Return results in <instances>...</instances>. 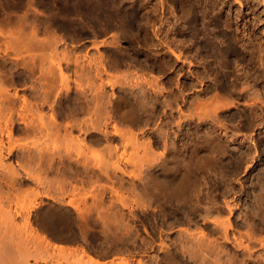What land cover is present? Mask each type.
Returning <instances> with one entry per match:
<instances>
[{"label": "bare ground", "instance_id": "bare-ground-1", "mask_svg": "<svg viewBox=\"0 0 264 264\" xmlns=\"http://www.w3.org/2000/svg\"><path fill=\"white\" fill-rule=\"evenodd\" d=\"M183 8L191 33L174 24L159 44L223 50ZM24 11L0 27V264H264V109L245 79L215 63L212 96L171 97L146 75L163 63L129 58L111 15L99 37L80 25L94 50L80 55Z\"/></svg>", "mask_w": 264, "mask_h": 264}, {"label": "rangeland", "instance_id": "rangeland-1", "mask_svg": "<svg viewBox=\"0 0 264 264\" xmlns=\"http://www.w3.org/2000/svg\"><path fill=\"white\" fill-rule=\"evenodd\" d=\"M185 2H188L191 5L193 15L202 14L204 16L206 20L205 26L208 30H205L204 35H207V37L212 35V37L216 36L217 38L215 37V39L217 40L215 41H217V44H219V46L222 47L223 50L214 51L211 48H207L208 52H204L203 56L200 57L197 47L191 44V40L187 41L186 44H183L185 46H181V48L179 47L180 49H177V41L172 45V48H174L175 52L177 50L178 54H180V58L178 59L176 58L175 54H171L172 52L159 44L160 41L165 42V38L166 40H171L170 37H173V33L174 35L176 34L175 30L173 29L174 24H182L181 27L184 29V32L187 34L191 33V27H189L188 25L190 23L182 19L181 21L173 20L174 16H177V18H181L183 16L185 10L183 7ZM24 5L30 9H33L35 12L37 11V14H41L40 16L42 18L43 14H45L44 18H48L47 20L43 19L44 21H37V23H34V21H32L31 23L30 21L32 26L31 29L34 28L35 30H38V34H41V36H39L40 39L42 38L43 40H45V38L47 39L49 37H52L49 38V41L56 38L59 39L56 41L60 50H63L66 47L73 48L75 46L78 50L77 52H79V49L82 48L83 51L80 49L79 54L82 52L80 55H85V53L91 55L93 47L89 45V42L82 38V36L80 35V30H82V27H84L85 25V28L82 30V32L88 31L87 33L91 35V38H94L93 35H95V33L97 34L95 36L99 37V31L105 29L107 27L106 25H108L106 24L108 21L105 15L109 14L112 16L114 26H117L116 28L114 27L115 30L112 31L115 33L117 32L116 35L118 36V41L116 39L115 43L120 45V47H122L123 49H126L124 50L126 54H128L129 58L133 59L134 57L137 58L135 60L140 61L142 59H151V57L153 58V55H156V57L159 58V60L163 63L162 68L159 67L153 70L154 73H149L147 70V72L140 70L138 71L139 73H137L143 76L146 73V75L149 76H158V80L165 82L164 86L166 88L164 87V91L167 92L165 94H168V91H170V93L175 92L176 96L183 92L185 95H189L191 97H197L199 95L202 98L210 97L211 94L213 95L214 89L216 88L215 86L217 75L215 74V69L218 65L217 68L218 70H223L222 73L227 72L226 74H228L229 76H235L238 73L237 75H240V78H242L243 80L245 79V83H248L247 85H249L248 87L251 95L254 94V96L259 99V105L264 109V0H0V14L2 13L6 15L5 17L10 16L9 21L11 22H4V19L2 21L4 15L1 14L0 27L5 30H13L14 28H16V23H14V21L17 22L16 17L18 15H21L24 10L28 9ZM46 14L49 17L51 15V17L49 18ZM53 14L56 15L54 16ZM127 15H130L131 17H128ZM57 16H59L60 18H57ZM79 18L82 19L80 20ZM132 18H134V20L130 21L132 20ZM77 20H79L78 23L76 22ZM41 23H43L44 25ZM64 23L66 26H64ZM82 23L84 25L81 27L80 25ZM8 24H10V26ZM17 24L16 26L18 28L19 24ZM35 24L39 25L36 26ZM12 25L14 26V28L12 27ZM6 27L8 29H6ZM187 28L189 29V31ZM44 29H46L47 32ZM13 31H16V29H14ZM91 32L95 33L92 35ZM53 36H55V38H53ZM80 39H82L83 41ZM49 41L47 43H49ZM227 41H229V45L227 44ZM226 45L227 47H225ZM86 46L88 49L83 48ZM229 46L233 49L230 52L228 51L229 49L227 50ZM235 51L237 53H235ZM220 54L222 56H220ZM215 63L218 64L216 65ZM164 66L167 69L166 72H162L163 70H161L164 68ZM219 67L221 69H219ZM197 78H203V82H205L203 83V86H200L199 82L196 81ZM184 81L190 82L189 87L187 88L192 89H186V92H184ZM179 91H181V93ZM204 95L206 97H204ZM172 96L175 97V95H171V97ZM261 102L263 103V105L260 104ZM167 122L168 120L165 122V124H167ZM31 185L34 184L28 183L29 187H32ZM33 188H35V186ZM135 233H137L138 236L134 234L133 235L138 238L141 237L140 235H142L141 238H146L147 236L146 232L143 229H139V233L137 231ZM134 236H132V239L134 238ZM136 249L137 248H131L128 251L126 250L127 252H125V249H122V251L126 254L123 252V254L119 253L120 255H116L117 259L119 260L120 256L123 257L124 254V256H126L130 253H138L140 252L139 250H141L140 248H138V251H136ZM131 250H134L136 252ZM93 251L96 250H89V257L87 256V258H89L88 260L96 256H98L96 260H100V258L101 260H105L101 257V255H99L100 252H98V254L97 251L94 252L97 255L95 254L96 256H93ZM116 256L114 258H116ZM110 258L111 257H109V259ZM94 259L95 258H93L92 260Z\"/></svg>", "mask_w": 264, "mask_h": 264}]
</instances>
